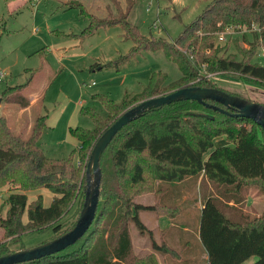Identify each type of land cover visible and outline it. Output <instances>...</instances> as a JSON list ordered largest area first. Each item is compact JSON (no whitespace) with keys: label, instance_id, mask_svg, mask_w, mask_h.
Instances as JSON below:
<instances>
[{"label":"trees","instance_id":"trees-1","mask_svg":"<svg viewBox=\"0 0 264 264\" xmlns=\"http://www.w3.org/2000/svg\"><path fill=\"white\" fill-rule=\"evenodd\" d=\"M65 9H77L79 16L87 19L89 24L81 37L118 25L123 38L134 43L133 52L162 50L178 66L180 76L170 81L166 74L153 73L139 93H124L118 103L106 96H94L105 116L95 109H82L93 129H72L78 148L63 159L48 158L37 144L47 115H40L32 123L27 138L14 134L0 116V189L8 185L14 189L9 191L5 202L8 206L5 217L0 218V228L7 241L0 244V257L18 251L11 246L26 233L51 227L58 238L73 227L63 228L60 222L76 198H80L79 204L84 201L86 178L81 167L87 163L100 135L133 105L183 87H215L203 77L202 71L234 73L241 80L264 84V65L252 61L253 50L239 58L227 54L226 47L215 46V34L226 27L255 24L261 29L260 44L264 47V0H209L202 14L173 43L141 37L127 16L97 19L82 4L74 2L67 3ZM254 38L258 41L256 34ZM254 44L253 48L258 47ZM124 60L126 57H120L113 66L118 68ZM25 86L8 88L4 92L5 100L27 108ZM220 137L230 144L214 147V140ZM99 165V201L87 232L63 251L23 264H159L156 254L180 259L178 252L166 242L157 243L153 239L139 213L148 211L171 219L176 217L178 208L162 202L166 189L158 185L161 182L173 185L201 178L225 202L240 201L243 190L251 186L264 194V130L250 119L225 115L195 101H181L153 109L125 125L104 150ZM40 189L53 195L48 207L42 205L41 195L28 204L26 192ZM142 193H154L156 202L136 204L135 198ZM211 195L202 203L198 226L199 240L207 257L205 264H244L253 257L256 260L252 264H264V210L253 217L241 213L240 218L225 215L222 211L225 203ZM25 213L27 223L22 222ZM129 224L140 236H150L152 253L141 258L135 256Z\"/></svg>","mask_w":264,"mask_h":264},{"label":"rangeland","instance_id":"rangeland-1","mask_svg":"<svg viewBox=\"0 0 264 264\" xmlns=\"http://www.w3.org/2000/svg\"><path fill=\"white\" fill-rule=\"evenodd\" d=\"M68 1L82 4L87 12L97 19L127 16L128 21L137 27L141 37L149 40L163 39L170 43H173L209 4V0ZM14 2L0 0V116L6 119L14 134L27 138L30 134L27 129L29 124L40 115H47L45 128L37 144L50 159L67 158L78 148V142L71 134L72 129H93L91 120L81 112L83 108L95 109L101 116H105L101 104L93 100L94 96H106L118 103L124 93H139L153 73L166 74L170 81L180 76L178 66L167 59L162 50L133 52L134 43L123 38L122 28L118 25L100 28L92 35L81 37L82 31L89 23L87 19L79 16L77 9L60 10L58 7L61 3L58 0ZM58 32L77 34L78 39L62 37ZM232 36L228 42H218L215 34V46L226 47L227 54L238 55L239 58L240 55L246 57L248 52L253 50L252 61L264 65V58L259 56V41L243 31ZM254 43H257L258 47L253 48ZM120 57H126V60L115 68L113 63ZM96 62L105 67L100 71L90 70L91 65ZM41 65L43 69L33 74L32 71ZM202 75L216 88L264 104V84L246 78L241 80V77L234 73L206 74L202 71ZM16 86H25L24 96L28 97L33 92L34 96L40 94L44 95V98L31 111L22 115L18 105L8 103L4 98V92ZM224 139H215L214 147L220 145ZM85 167L86 163L81 167L83 172ZM205 184L201 180H187L180 186L185 196L183 199L173 202L163 197L162 200L164 204L178 208L179 215L172 220L168 219L169 223L165 219H159L158 224L164 227L168 223L175 227L168 240L169 246L178 252L185 264L206 262V254L198 233L201 203L208 198L207 191L216 189L208 182V185ZM158 185L169 189L172 187L171 183L161 182ZM11 190L14 189L9 185L0 189V218H4L8 210L5 202ZM26 195L28 204H31L37 195H41L44 207L50 205L53 197L46 189L26 192ZM240 199H246L243 209L252 217L260 215L264 210V194L256 186L245 188ZM79 202L78 197L68 208L60 222L63 228L74 226L84 203L83 200L82 204ZM134 202L138 205H153L156 199L154 193H142ZM222 211L228 215L226 206ZM156 217L153 212L139 213L142 223L152 231L153 239L161 243L162 235L152 223ZM22 220L27 223L26 213ZM184 228L186 232L182 230ZM175 231H179L180 236L175 235ZM129 232L135 256L141 258L149 255L152 251L150 236H140L132 224H129ZM54 238L51 227H44L24 234L19 242L11 247L27 250ZM4 242L7 243L0 228V244ZM160 257L173 260L168 256ZM158 262L166 264L164 260L158 259Z\"/></svg>","mask_w":264,"mask_h":264},{"label":"water","instance_id":"water-1","mask_svg":"<svg viewBox=\"0 0 264 264\" xmlns=\"http://www.w3.org/2000/svg\"><path fill=\"white\" fill-rule=\"evenodd\" d=\"M181 101H195L225 115L242 117L255 122L264 130V105L235 95L216 87H183L170 93L143 100L123 112L97 139L85 167L84 203L74 226L58 238L37 247L18 250L1 256L0 264H23L59 253L75 244L89 229L99 201L101 180L100 159L113 137L127 124L141 118L153 109ZM206 101L219 106L207 104ZM230 111H235L233 114Z\"/></svg>","mask_w":264,"mask_h":264},{"label":"crops","instance_id":"crops-1","mask_svg":"<svg viewBox=\"0 0 264 264\" xmlns=\"http://www.w3.org/2000/svg\"><path fill=\"white\" fill-rule=\"evenodd\" d=\"M10 1H12L13 3H15L14 0H9V2ZM58 1H60V3H61L59 5V7H58V9H60V10H66L65 9L66 8V4L72 2V1H68V0L67 1H65V0H58ZM68 10H72V9H68ZM58 33L62 37H71L74 40H77L78 39V35L77 34H73V33H67L66 34L64 32H58ZM37 54H40V53H37ZM99 66H102V64L100 62H96L95 64L91 65L90 70H94V71H100V70H102L101 67H99ZM41 69H43V66L42 65L39 66V68L37 70H33L32 72L35 73L37 71H41ZM43 98H44V95L41 96L39 94V95L34 96L33 92H31L28 97L26 96V99L29 102L28 107L27 108H20L19 107L21 109L20 110L21 111V114L23 115V114H25L24 112L31 111L32 108H34ZM32 123L33 122H31V124H29V126L27 127V129L30 130V128L32 126ZM220 138H224V137H220ZM229 144H230V142L227 141L226 139H224V141L220 142V145H218V146H226V145H229ZM218 146H216V147H218ZM199 180H201V178ZM181 184L182 183L173 184V185H171L172 186L171 189L165 188L166 191L164 193V197H165V199L167 201H173V202H175V201H179V200H181V199H183L185 197L183 195L182 189L180 188ZM206 184H207V182H206ZM209 194H212L213 196H215L216 198L220 199L221 201H223L225 203L228 214H232L234 217H238V218L241 217L240 213L241 214L250 215V214L246 213V211L243 209V206H244V204L246 202V199H241L239 202L232 201V200H230L229 202H225L223 200V198L219 195V193L217 191H213V190H211L210 192L207 191L206 196L209 195ZM202 203H201V208H202ZM164 205L171 206V205H168V204H164ZM177 215H179V211H177L176 216ZM156 216L157 217L152 220V223L155 225L156 229H158L159 234L162 235V237L160 239V242L164 241V242H166L169 245V241L168 240L170 239V236L173 233L172 230L175 228V227H172V225L168 224L169 223V220H172V219L169 218V217H167V216H160V217L158 215H156ZM159 219H161V220H164V219L167 220L168 223L166 224V226L165 225H164V227L159 226V224H158V220ZM182 230L184 232H186V228H184ZM163 231H165V232H163ZM174 234L180 236L179 231H175ZM150 253H152V251ZM157 258L159 260H164L166 262V264H185V263L182 262L181 259H178V260L176 259V260L169 261L166 258L165 259L164 258L162 259L159 255H157ZM206 259H207V257H206ZM255 260H256V258L253 257L250 260H248L247 262H245L244 264H252Z\"/></svg>","mask_w":264,"mask_h":264},{"label":"built area","instance_id":"built-area-1","mask_svg":"<svg viewBox=\"0 0 264 264\" xmlns=\"http://www.w3.org/2000/svg\"><path fill=\"white\" fill-rule=\"evenodd\" d=\"M242 31L243 33H246L247 35H250L252 37H254V34H256L258 36V41L261 42V38L259 36L261 29L258 28L255 24H251L249 27L242 28H234L232 26L226 27L223 31L216 33V38L218 42H228L232 39L233 34H240V32ZM259 49V56L264 58V47L261 45Z\"/></svg>","mask_w":264,"mask_h":264}]
</instances>
